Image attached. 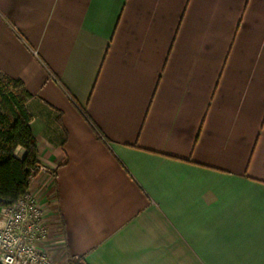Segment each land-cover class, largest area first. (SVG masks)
Returning <instances> with one entry per match:
<instances>
[{
	"label": "crops",
	"instance_id": "obj_1",
	"mask_svg": "<svg viewBox=\"0 0 264 264\" xmlns=\"http://www.w3.org/2000/svg\"><path fill=\"white\" fill-rule=\"evenodd\" d=\"M0 71L57 264H264V0H0Z\"/></svg>",
	"mask_w": 264,
	"mask_h": 264
},
{
	"label": "trees",
	"instance_id": "obj_2",
	"mask_svg": "<svg viewBox=\"0 0 264 264\" xmlns=\"http://www.w3.org/2000/svg\"><path fill=\"white\" fill-rule=\"evenodd\" d=\"M32 97L21 79L0 71V206L16 203L28 191L39 164L37 141L30 128L32 115L27 107ZM18 146L26 150L22 159L14 154ZM69 264L84 263L78 258Z\"/></svg>",
	"mask_w": 264,
	"mask_h": 264
},
{
	"label": "built area",
	"instance_id": "obj_3",
	"mask_svg": "<svg viewBox=\"0 0 264 264\" xmlns=\"http://www.w3.org/2000/svg\"><path fill=\"white\" fill-rule=\"evenodd\" d=\"M43 171H46L45 166L37 164L30 183ZM47 235L44 211L30 190V185L16 203L0 206L1 264H57L39 246Z\"/></svg>",
	"mask_w": 264,
	"mask_h": 264
}]
</instances>
